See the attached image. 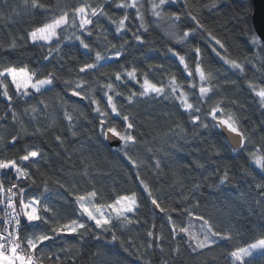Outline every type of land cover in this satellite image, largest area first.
Segmentation results:
<instances>
[{"label": "trees", "instance_id": "obj_1", "mask_svg": "<svg viewBox=\"0 0 264 264\" xmlns=\"http://www.w3.org/2000/svg\"><path fill=\"white\" fill-rule=\"evenodd\" d=\"M251 1L249 0L246 6L242 0H217L219 7L212 11H208L205 7L211 3V0H181L178 5L166 7L165 11L168 13L173 11L181 13V21L178 22L180 34L185 29H197L184 45H180L166 35L165 30L169 21L167 19L157 21L148 11L150 8L148 0H141L144 5L142 11L145 13L149 26L147 33L141 32L146 43L135 45L131 33H128L129 45L126 54L119 61L113 60L109 64H105L104 61L100 62L101 65H104L102 71L108 72L110 75L104 76L102 72L97 71L85 78L91 87L96 88L95 95L101 98L102 105L105 107L106 102L102 98L100 85L109 82V79L115 83L114 72L123 69L130 70L132 67L137 68V78L140 82L143 80V74L147 73L153 83L167 85L170 77L174 75L183 90L189 93L190 102L197 104L200 81L198 75L195 74V53L192 49L199 46L202 51V67L206 72H211L214 75L213 80L205 82L206 85L213 86V92L208 94L210 99L206 98L201 104L202 112L207 113L216 101H223L222 106L225 108V112L236 113L246 134H252L255 146L258 147L264 143L261 139V136H264V125L261 124V120H264V108L259 107L258 98L249 88V83L264 86V67H261L264 51L253 46L250 42V36L253 34L250 31L253 28ZM44 2L55 6L57 0H44ZM62 2H66L70 10L79 6L81 0H62ZM87 2L95 5L102 3L103 0H87ZM14 8L19 11V15L9 19V13ZM105 8L110 15L115 14L116 18L123 14V10L115 8L114 4L105 5ZM128 11L132 16V23L129 26L135 30L139 24V21L135 19V10L129 9ZM189 12L191 15H188ZM245 12H247L246 21L244 20ZM0 15L3 16V19H0V58H6L12 65L21 67L28 65L31 69H38V78H44L55 67L60 77L55 81L54 87L46 90L43 96L35 94L27 102L23 99L14 100V108L29 133L33 131V125L29 122L31 113L24 115L25 109L38 104L41 99L49 104L47 114L41 112L39 116L40 126L47 129L44 135L25 136L20 133L23 138L13 144L10 142L11 137L20 131V124H13L10 112L7 113V120L0 122L4 125L0 127V136L4 137L3 146H0V159H16L19 162V156L24 154L25 148L38 147L47 153L48 162L45 164L41 161L39 171L35 165L25 162L28 170L40 185V187L33 186L28 192L29 196L38 195L43 190L42 182L47 180L49 191L45 195L48 197L49 204L59 210L61 222H65L77 218L74 211L77 207L74 195H69V191L84 194L95 189L98 192L97 202L103 204L112 203L118 196L131 195L132 192H136L139 207L134 214L130 213L129 216L138 223L130 225L128 228H120L117 222L118 235L126 242L131 251L135 252L139 249V251L145 252L146 259L150 264H163L164 261H167V264H227L228 253L234 250L237 244L247 246L249 243L256 242L258 238H264L259 235L264 232V209L255 204L254 181L252 176L246 175L245 171L246 169L252 170L256 179H259L257 174L259 170L255 169L254 165L250 167L247 152L240 151L234 154L231 147H228L226 139L217 129L201 130L200 138L192 139L193 132L189 116L179 107V102L164 100L163 97H160L150 103L141 102L138 107L132 109L137 114L138 131L143 133L142 139L150 142L147 146L141 143L129 149V154L134 159L144 161V164L139 168L140 178L149 184L154 197L161 198L159 202L162 203V207L180 208L182 206L180 203L181 193L183 192L189 196V200L184 204L191 205L199 202L200 207L194 209L195 215H203L209 219L214 230L231 231L234 234L233 240H221L217 245L200 252H192L187 243L183 242L187 238L181 234L176 238L177 241H180L181 252L179 255L175 254L172 250L176 247V242L171 239V226L167 223V217L158 209V213L156 212L154 205L151 204V199L139 184L136 169L121 153L114 152L105 146L102 138L96 135L98 128H93L92 124H98V121L94 119L95 114L91 107L78 97H72L70 93L64 91L63 81L78 79V67L84 62H94V52L86 53V50L75 41L66 43L63 47V54H66L65 60L60 62L65 64L66 61L65 67L61 68L55 62L48 64L42 59H37L42 57V52H46V49L42 50L20 40V37L26 38L27 31L44 22V13L37 10L33 18L23 11V0H0ZM192 16H196L204 27H197ZM101 24L107 30V40L104 39L100 30H97L96 35L86 37V41L94 45L96 50L101 51L102 54L105 52L113 54L117 49L111 48L110 43H115L119 47L121 39L115 34V26L110 24L107 19L102 18ZM246 31L247 34H245ZM208 32L225 43L226 53L216 46L222 54L245 67L243 74L238 70L230 69L212 53L209 47ZM12 39L17 40L18 47L13 51H6ZM149 43L151 47H149ZM169 47L186 55V60L193 71L192 77H189L179 61L168 53ZM256 53L259 55H255ZM68 64L72 66L71 71L67 67ZM149 65L152 67L150 68ZM258 68L260 71H257ZM79 75L84 76L85 74ZM231 81H235V83H230ZM190 83H195L197 87L195 89L189 87ZM128 86L139 91L138 84L129 82ZM167 90L170 91V89ZM9 91L10 94L14 93V87L10 85ZM121 91L126 93L127 89L121 86ZM58 93L63 97V100L68 101L67 105H63V100L57 95ZM117 99L125 105L126 111L130 109L123 97ZM232 101L237 103L233 104ZM73 105H78L86 116L85 118V116L74 113L80 125L77 137L70 135L66 128L67 121L63 118L64 108L67 107L71 112ZM7 107V102L3 97H0V115L7 112ZM89 120L92 121V124L89 123ZM53 121H55L54 124ZM50 124L53 126L48 128L47 126ZM178 124L184 128L187 142L180 140L179 137H172L168 140V145L176 143L181 150L174 152L164 161L163 174L157 176L153 168L149 167L154 163V160L153 153L147 151V147L160 149L162 140L154 139V137H161L170 128L175 129ZM254 127H258L260 130L253 133ZM56 135H61L65 139L63 147L55 140ZM252 147L249 145V150H252ZM217 149H219V155H217ZM157 154L163 156L162 152ZM37 159L39 160V158ZM171 161H176V163H171ZM197 161L203 165V168L197 167V164L194 163ZM185 164L188 167H183ZM225 168L229 173V184L217 186L218 177L223 175ZM85 170H87V175H84ZM174 174L179 175L182 179V187L176 186ZM10 178L16 182L14 175ZM57 180L65 187L60 188L56 183ZM193 182H199L200 187L197 191L188 192ZM26 184V181L20 182V186ZM232 185L245 189L247 199H238L240 193L234 191ZM58 196H63L65 199L61 200ZM170 214L178 224L187 226L186 214L183 216L176 212ZM153 225L155 226L153 227ZM92 227L93 231H98L94 226ZM149 230L163 236L160 242L164 249L163 254H160L159 250L155 248V242H153L151 250L141 247L148 243L147 232ZM23 234L30 235L31 232ZM67 239L75 247L66 248V251L59 255L62 258L65 255L73 256L76 264H143V260L124 251L119 242L105 245L104 240H93L91 235L85 238L83 244L76 236ZM106 239H110V234H106ZM152 251L157 254H149ZM256 258L258 260L259 255ZM52 259L55 260V257L53 256ZM44 264H49V262L44 261ZM68 264H73V260H69Z\"/></svg>", "mask_w": 264, "mask_h": 264}, {"label": "snow or ice", "instance_id": "obj_2", "mask_svg": "<svg viewBox=\"0 0 264 264\" xmlns=\"http://www.w3.org/2000/svg\"><path fill=\"white\" fill-rule=\"evenodd\" d=\"M180 2L181 0H158V2L157 0H148L150 5L148 11H150L157 21L167 19L169 23L165 30L166 35L170 36L175 43L184 45L188 38L195 34L197 29H185L180 34L178 22L181 21V13L176 11L168 13L165 11L166 7L170 8L178 5ZM242 2L247 6L249 0H242ZM112 4H114L115 8L123 10V14L119 18H116L115 14L110 15L106 11L105 5ZM205 7L208 11H212L213 9H217L219 4L217 0H211V3L205 5ZM143 8L144 5L141 3V0H103L102 3L95 5L88 3L87 0H81L79 6H75L70 10L66 2H62V0H57L55 6L46 4L44 0H23V11L26 14L34 18L35 12L39 10L44 13L45 19L40 26L33 27L30 31H27L26 38L20 37V40L21 42L37 46L42 50L46 49V52H42V57H38L37 59H42L43 62H47L48 64L55 62L61 68L67 64L66 61L65 64L60 63L65 60L66 54H63V47L66 43L75 41L86 50V53L94 52V62H84L78 67V79L75 81H63L64 91L70 93L72 97H78L91 107L92 112L95 114L94 119L98 121V124H92L91 120H89V123L92 124L93 128H98L96 135L102 138L105 146L114 152L121 153L131 166L136 169L139 184L151 199V204L155 206V209L165 214L167 223L171 226L170 236L176 242V247L172 251L177 255L180 254V241H177L176 238L183 234L187 238L183 242L187 243L191 251L200 252L203 249H209L213 245H217L221 240H233L234 234L231 231L214 230L209 219H206L203 215H195L194 209L200 207L199 202L197 201L191 205L184 204L185 201L189 200V196L183 192L181 193L180 203L182 206L180 208L162 207V203L159 202L161 198L153 196L149 184L140 178L139 168L144 164V161L142 159H134L129 154L130 148L141 143L145 146L150 143L142 139L143 133L138 131L137 114L132 109L138 107L141 102L150 103L160 97H163L164 100H176L179 102V107L189 116V123L192 126L193 132L192 139H199L201 130L209 131L211 128L217 129L221 133L226 131L229 134L227 138L236 145L235 147H232L231 143L228 145V147L232 148V152L234 154L240 151L247 152L250 167L254 165L255 169L259 170L257 173L260 177L259 179H256L252 170L246 169L245 171L246 175L253 178L256 189L255 204L262 209H264V143L258 147L255 146L252 134H246V130L241 126L240 119L236 113L232 111L225 112V108L222 106L223 101H216L211 105L207 113L202 112L201 104L206 98L210 99L208 94L213 92V86L210 84L206 85L205 82L213 80L214 75L211 72H206L202 67V51L199 46L192 49L195 53V74L198 75L200 81L197 104L190 102L189 93L183 90L174 75L170 77L167 85L153 83L148 78L147 73L143 74V80L140 82L137 78V68L132 67L130 70L123 69L122 71L114 72L115 83L109 79V82L100 85L102 98L106 102V107L102 105L101 98L95 95L96 88L91 87L85 77L97 71L102 72L104 76L110 75L108 72L102 71L104 65H101L100 62L104 61L105 64H109L113 60L119 61L126 54L127 46L129 45L128 33H131L135 45H144L146 43L141 32L147 33L149 26L145 13L142 11ZM129 9L135 10V19L139 21L135 30L129 26L132 23ZM18 15L19 11L14 8L9 13L8 18L13 19ZM188 15H191V13L189 12ZM102 18L107 19L110 24L115 26V34L121 39L119 47L115 43H110L111 48L117 49L113 54H108L107 52L102 54L101 51L96 50L94 45L86 41V37H93L96 35L97 30H100V33L104 35V39L107 40V30L101 24ZM191 18L196 22L197 27H204L196 16H192ZM0 19H3L2 15H0ZM244 20H247V12L244 13ZM250 31L253 32L250 36L251 44L264 51V44H262V41H264V20H262L259 30L253 27ZM245 34H247V31ZM208 37L210 38L209 47L212 53L225 65H228L230 69L234 71L238 70L239 73L243 74L245 67L241 63L228 58L217 49L216 46L226 53L227 48L225 43L211 32H208ZM97 38L99 37L97 36ZM17 47V40L12 39L6 51H13ZM149 47H151L150 43ZM167 51L179 61V64L183 66L187 75L192 77L193 71L186 60V55L180 54L171 47ZM255 55H259V53ZM261 59V67H264V57ZM248 62L251 63V61ZM0 66H3L0 68V89H2L0 97H3L8 105L7 112L4 115H0V122L6 121L7 113L10 112L13 124H20V131L16 135H12L10 142L14 144L18 139H22L23 136L20 133H23L25 136L44 135L47 129L40 126L39 116L41 112L47 114L49 104L41 99L38 101V104L31 105L25 109L24 115L31 113L29 122L33 125V131L29 133L14 108V100L23 99L27 102L35 94L43 96L44 92L54 87L55 81L60 78L57 70L54 67V70L48 72L44 78H38V69H31L28 65L21 67L9 64L6 58H0ZM67 67L70 71L72 70L70 64ZM149 67L151 68L152 65H149ZM257 71H260V69L258 68ZM79 74L85 75L81 76ZM129 82L138 84L139 91L129 87ZM230 83L234 84L235 81H231ZM10 85L14 87V93L12 94L9 91ZM121 86L127 89L126 93L121 91ZM189 87L195 89L197 85L190 83ZM249 88L254 93V96L258 98L259 107L264 108V86L249 83ZM167 89H170V91ZM178 91L179 94L177 95ZM57 95L63 100V97L59 93ZM118 97H123L127 105L130 106L129 110H125V105L119 102ZM232 103L236 104L237 102L232 101ZM67 104L68 101L63 100V105ZM74 113H78L79 116H85V113L78 105H73L71 112L67 107L64 108L63 118L67 121L66 128L70 135L77 137L80 125ZM54 123L55 121H53ZM53 124L47 127L51 128ZM261 124L264 125V120H261ZM3 126V123H0V127ZM259 130L258 127H254L253 133ZM172 137H179L180 140L187 142L185 130L178 124L175 129L170 128L161 137H154V139L162 140V147L160 149L147 147V151L153 153L154 160V163L149 165V167L153 168L157 176L163 174L164 161L174 152L181 150L176 143L168 145V140ZM261 139L264 141V136H261ZM55 140L61 147L65 145V139L61 135H56ZM113 141H118L115 148L111 147ZM3 142L4 137L0 136V146H3ZM249 145L253 146L252 150H249ZM216 151L217 155H219V149ZM159 152L163 153L162 157L157 154ZM46 157L47 153L43 152L41 148L34 147L30 149L25 148L24 154L19 156V162L16 159H0V173H3V179H0V205H3L4 210L3 227H0V264H44V261H48L49 264H68L69 260H73V264H76L73 256L65 255L62 258L59 253L65 252L66 248L71 249L75 247L67 239L68 237L76 236L79 238V242L83 244L85 238L89 235H91L93 240H104L105 245L119 242L124 251L128 252L129 255L143 260V264H150L146 259L145 252H141L139 249L135 252L131 251L126 242L118 235L117 222L120 228H128V226L138 223V221L133 220L129 216L130 213L134 214L139 207L136 192H132L131 195L118 196L112 203L103 204L97 202L98 192L95 189L84 194L69 191V195H74V202L77 206L74 211L77 218L61 222L59 210L49 204L48 197L45 195L49 191L47 180L42 182L43 190L38 195H28L29 190L33 186L40 187V185H38L37 180L28 170L25 162L35 165L37 171H39L40 162L43 161L45 164L48 162ZM171 163H176V161H171ZM194 163L197 164V167L203 168V165L199 164L198 161ZM183 167H188V165L185 164ZM12 175H14L16 183H11V186L5 189L4 180ZM84 175H87V170H85ZM174 175L176 186L182 187V179L179 175ZM209 175H212V173H209ZM204 179H207V177H204ZM22 181H26L27 184L20 186V182ZM229 181V173L227 168H225L223 175L218 177L217 186L229 184ZM56 183L60 188L65 187L59 180ZM199 187V182H193L188 192L197 191ZM231 187L234 191H239L240 195L237 197L238 199H247L245 189H241L235 185ZM73 188H75V185H73ZM18 194L19 210H17L15 203ZM58 198L61 200L65 199L63 196H58ZM65 203H67V200H65ZM172 212H176L180 216L186 214L188 219L187 226L178 224L172 218L170 214ZM194 220L200 222L198 230L194 229ZM92 226L98 231H93ZM29 231L31 232L30 235H22V233H28ZM106 234H110V239H106ZM259 235L264 237V232ZM147 237L149 238L148 243L146 246L141 245V247L151 250L153 249V242H155V248L159 250L160 254H163L164 249L160 243L163 236L149 230ZM42 245L43 247H41ZM257 252H259L258 260L254 255ZM149 254L155 255L157 253L152 251ZM53 256L55 260L52 259ZM228 257L227 264H264V238H258L256 242L249 243L247 246L237 244L234 250L228 253ZM163 264H167V261H164Z\"/></svg>", "mask_w": 264, "mask_h": 264}, {"label": "water", "instance_id": "obj_3", "mask_svg": "<svg viewBox=\"0 0 264 264\" xmlns=\"http://www.w3.org/2000/svg\"><path fill=\"white\" fill-rule=\"evenodd\" d=\"M252 14H251V22L252 26L255 27L256 30H259L262 20H264V0H252ZM264 44V41H262ZM222 136L226 139L228 145L231 143L232 147H235V143L228 139V133L224 131L221 133ZM118 141H113L111 147L115 148ZM232 149V148H231Z\"/></svg>", "mask_w": 264, "mask_h": 264}, {"label": "built area", "instance_id": "obj_4", "mask_svg": "<svg viewBox=\"0 0 264 264\" xmlns=\"http://www.w3.org/2000/svg\"><path fill=\"white\" fill-rule=\"evenodd\" d=\"M0 179H3V173H0ZM11 183H16L15 181H12V179L10 178V176L4 180V186L5 189H7L8 187L11 186ZM14 191H16V189H14ZM19 194L15 200L16 203V207H17V202L19 200ZM18 210V208H17ZM3 219H4V210H3V205H0V227H3Z\"/></svg>", "mask_w": 264, "mask_h": 264}, {"label": "rangeland", "instance_id": "obj_5", "mask_svg": "<svg viewBox=\"0 0 264 264\" xmlns=\"http://www.w3.org/2000/svg\"><path fill=\"white\" fill-rule=\"evenodd\" d=\"M157 2H158V0H157ZM102 63H104V62H102ZM199 225H200V222L199 221H195V220L193 221L194 229L198 230L199 229ZM254 255L255 256H258L259 255V252L255 253Z\"/></svg>", "mask_w": 264, "mask_h": 264}, {"label": "bare ground", "instance_id": "obj_6", "mask_svg": "<svg viewBox=\"0 0 264 264\" xmlns=\"http://www.w3.org/2000/svg\"><path fill=\"white\" fill-rule=\"evenodd\" d=\"M154 208H155V206H154ZM155 210H156V212L158 213L157 209H155Z\"/></svg>", "mask_w": 264, "mask_h": 264}]
</instances>
